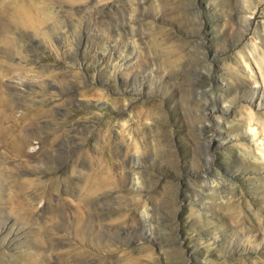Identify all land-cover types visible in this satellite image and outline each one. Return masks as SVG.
Segmentation results:
<instances>
[{
	"label": "rangeland",
	"instance_id": "obj_1",
	"mask_svg": "<svg viewBox=\"0 0 264 264\" xmlns=\"http://www.w3.org/2000/svg\"><path fill=\"white\" fill-rule=\"evenodd\" d=\"M3 16L0 264H264V0Z\"/></svg>",
	"mask_w": 264,
	"mask_h": 264
},
{
	"label": "bare ground",
	"instance_id": "obj_2",
	"mask_svg": "<svg viewBox=\"0 0 264 264\" xmlns=\"http://www.w3.org/2000/svg\"><path fill=\"white\" fill-rule=\"evenodd\" d=\"M24 4H19L17 5V3L15 2L14 6H12V8H14V12H11V17H12V20L15 19V21L19 22V23H23L24 25H27V26H32V24H34V21L36 23V21L38 20H35V17H33V15L31 13H29V6L26 7ZM11 8V9H12ZM9 17V18H11ZM6 17H0V44L2 46V48L0 49L1 51H3L4 53L3 54H10L12 53L14 50L12 49V41L9 39V37L7 36V33L9 32V27L6 28ZM43 20V19H42ZM1 53V52H0ZM12 103V101H9L7 104H6V111H3L2 113H0V122H3V121H7L8 123H11L12 121H10L12 118V113H10V104ZM4 104V103H3ZM20 104V103H19ZM8 108V110H7ZM18 128L17 130L19 129V124H17ZM12 126V125H11ZM1 127H2V124L0 126V143L1 141L3 140L4 136V129L1 130ZM14 129V127H12ZM12 128H9V129H5L6 133H8V130L10 131H13ZM253 131V139H256L258 138V133L256 132L255 129H252ZM14 136V135H12ZM15 138V137H14ZM14 142V141H13ZM15 143V142H14ZM259 149L261 150V152L263 153L264 155V136L262 138V140L260 141L259 143ZM20 150V149H19ZM11 153L13 152H16L17 149L15 150H9ZM264 157V156H263ZM9 199V198H8ZM5 200V199H4ZM11 200V199H10ZM13 201V200H12ZM5 202V201H4ZM12 207L14 209H21L22 207L24 208L23 204L21 202H15L12 204ZM32 217V216H31ZM38 238V237H37ZM39 239V238H38ZM37 240V239H36Z\"/></svg>",
	"mask_w": 264,
	"mask_h": 264
}]
</instances>
